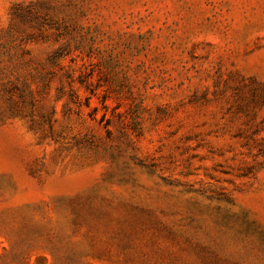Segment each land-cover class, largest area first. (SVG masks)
<instances>
[{"label": "rangeland", "instance_id": "1", "mask_svg": "<svg viewBox=\"0 0 264 264\" xmlns=\"http://www.w3.org/2000/svg\"><path fill=\"white\" fill-rule=\"evenodd\" d=\"M0 264H264V0H0Z\"/></svg>", "mask_w": 264, "mask_h": 264}]
</instances>
